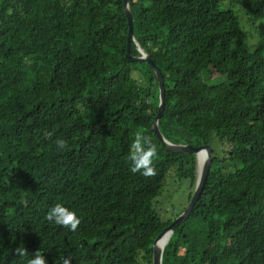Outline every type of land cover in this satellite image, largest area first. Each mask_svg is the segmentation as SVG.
Here are the masks:
<instances>
[{"label": "trees", "instance_id": "obj_1", "mask_svg": "<svg viewBox=\"0 0 264 264\" xmlns=\"http://www.w3.org/2000/svg\"><path fill=\"white\" fill-rule=\"evenodd\" d=\"M225 3L258 22L253 48ZM129 10V54L137 43L163 79L162 137L212 150L161 264H264V0H129ZM127 35L123 0H0V264L37 251L46 264H152L173 221L155 209L167 177L194 190L196 156L152 131L158 82L125 59ZM137 133L157 148L154 175L130 171ZM56 203L81 218L74 232L46 219Z\"/></svg>", "mask_w": 264, "mask_h": 264}, {"label": "water", "instance_id": "obj_2", "mask_svg": "<svg viewBox=\"0 0 264 264\" xmlns=\"http://www.w3.org/2000/svg\"><path fill=\"white\" fill-rule=\"evenodd\" d=\"M123 8H124V12H125V16L127 18V24H128V35L126 39L127 54L125 56V59L128 62H133V61L146 62L148 66L151 68V70L154 72L155 77L158 82L159 103L157 106V114L152 122V131L156 134L157 138L160 140V142L164 146H166L168 150L177 152V153L194 154L197 159V179H196L194 190H193V193L191 195L189 202L187 203L183 211L178 216H176V218L170 223V225L167 226L156 237V239L154 240L151 246L152 264H161L162 251L165 245L167 244L173 230L188 218L189 214L191 213L193 207L195 206L196 202L198 201L202 193V190L206 182L207 175H208L211 163H212V150H211L210 145L201 146V147H192L189 144H186V145L171 144L162 137L159 131V128H158V120L162 117L163 111H164V91L165 89H164L163 79H162L159 69L155 66L150 56L146 55L136 43H135V46L139 53V56L132 57L129 54L130 43L131 41L134 42L133 21H132V16L129 10V0H123ZM164 235H166V238L164 239L162 245L158 248L157 243L163 238Z\"/></svg>", "mask_w": 264, "mask_h": 264}, {"label": "clouds", "instance_id": "obj_3", "mask_svg": "<svg viewBox=\"0 0 264 264\" xmlns=\"http://www.w3.org/2000/svg\"><path fill=\"white\" fill-rule=\"evenodd\" d=\"M56 144L60 149L65 147L64 140H57ZM156 156L157 148L151 142L150 138L141 133H137L131 141L128 154V159L131 161L130 171L132 173H140L144 176L154 175L155 167L153 161ZM46 219L55 225L65 227L73 232L81 222V218L78 216L76 210L66 207L61 203H56L49 208L46 213ZM15 254L23 257L27 255V252L25 248L17 247ZM27 264H46V261L44 256L37 251L28 259ZM65 264H70V261L66 260Z\"/></svg>", "mask_w": 264, "mask_h": 264}, {"label": "rangeland", "instance_id": "obj_4", "mask_svg": "<svg viewBox=\"0 0 264 264\" xmlns=\"http://www.w3.org/2000/svg\"><path fill=\"white\" fill-rule=\"evenodd\" d=\"M225 9H230L239 19L241 25V33L243 40L253 48L260 39L257 23H251L244 13L237 7L231 6L228 3L224 4ZM142 68V66H140ZM139 72L133 73L132 77L136 80L139 78ZM189 193H193L188 187L186 180H176L172 175L166 179L165 186L162 188L160 196L155 201V209L162 222L174 220L187 205V197ZM137 264H145L137 262Z\"/></svg>", "mask_w": 264, "mask_h": 264}, {"label": "bare ground", "instance_id": "obj_5", "mask_svg": "<svg viewBox=\"0 0 264 264\" xmlns=\"http://www.w3.org/2000/svg\"><path fill=\"white\" fill-rule=\"evenodd\" d=\"M165 238H166V235H164L163 238L157 243L158 248L162 245Z\"/></svg>", "mask_w": 264, "mask_h": 264}]
</instances>
